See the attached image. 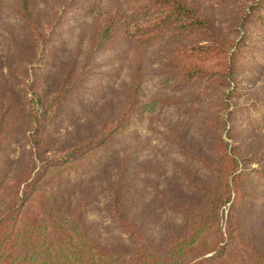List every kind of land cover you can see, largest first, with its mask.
Returning a JSON list of instances; mask_svg holds the SVG:
<instances>
[{"label": "trees", "instance_id": "16d2710c", "mask_svg": "<svg viewBox=\"0 0 264 264\" xmlns=\"http://www.w3.org/2000/svg\"><path fill=\"white\" fill-rule=\"evenodd\" d=\"M205 2L15 0L10 5L9 16L22 21L35 49L21 58V69L31 75L26 84L14 92L0 88V156L15 143L24 148L21 177L9 189L6 171H0V264H264L263 225L251 213L254 202L264 201V134L255 133L264 129V99L246 107L233 99L245 68L255 65L252 71L263 72L264 46L246 27L255 24L264 32V0H217L214 11L224 12L222 21L207 14ZM69 16L87 19L89 27L49 83L43 65L55 56L61 33L74 28ZM150 51L159 59L164 83L173 92L183 90L184 99L146 96L144 85L154 74ZM117 80L115 95L120 91L122 97L99 134L52 153L58 119L86 108L87 99L108 101ZM163 108L176 120L161 118L163 129L155 132L162 146L196 170L193 177L182 172V193L155 190L154 182L152 203L179 223L155 241L138 214L132 176L143 173L135 165L141 154L137 123L146 117L153 123L144 115L157 111L158 116ZM181 124L200 132L201 147L189 146ZM115 150L125 153L107 186L105 210L123 240L106 245L85 222V211L72 206L73 194L62 179L91 171Z\"/></svg>", "mask_w": 264, "mask_h": 264}, {"label": "rangeland", "instance_id": "374dc122", "mask_svg": "<svg viewBox=\"0 0 264 264\" xmlns=\"http://www.w3.org/2000/svg\"><path fill=\"white\" fill-rule=\"evenodd\" d=\"M15 0H0V88L4 91H16L20 86L26 84L30 79V74H26L22 69V56L23 53H32L34 47L29 32L24 27L22 21L14 20L9 16L8 8ZM206 11L212 19L222 21L223 11H214L217 0H205ZM43 11V5L39 7ZM68 22H73V29H66L59 36L60 39L56 40L55 51L56 54L52 59H47L44 66V72L47 81L50 83L57 78L61 65L67 60L69 52L77 46L78 37L88 29L89 25L87 19L80 17L73 18L69 16ZM255 24H250L246 30L258 37L260 44L264 46V32H261ZM229 37L234 36V32L229 34ZM254 35V34H253ZM63 44L61 40H63ZM66 41V42H65ZM79 43V42H78ZM79 46V44H78ZM155 51H150L148 56V68L154 72L153 76L148 79L144 85L145 94L147 97L155 95L158 99L171 97V99H184V91L179 90L173 92L175 89L171 85L164 83L162 77L163 70L160 68L159 59L155 60L153 55ZM241 63V62H240ZM252 67L255 65H251ZM251 66L245 68L239 78L242 80L239 87V95L234 97L237 106L246 107L253 99H264V65L260 67V72L251 70ZM121 75V74H120ZM255 77V83L251 78ZM125 80V74L122 77V83ZM120 82L117 80L113 87L107 92L102 102L99 99L85 100L86 108L74 109L69 116L59 118L55 130L52 129V153L58 154L66 149L75 141L83 140L88 137L96 136L99 134L101 127L104 123L109 121L111 113L114 112L118 99L122 96L115 90H119ZM121 89V88H120ZM116 100V103L114 104ZM114 104V105H113ZM157 111L151 115H144L153 117V123H149V118L140 120L137 123V130L139 139L135 144L141 148L140 159L136 169L142 167V174L132 176L135 184L136 195L140 196V207L138 214L144 217L154 233V240L157 241L164 234L165 230L178 225L177 221L172 222L168 219L167 215L152 203L151 197L155 195L153 185L156 181L155 190L162 191L163 193L175 195L182 193L179 180L182 177L183 171H189L190 176L195 174V167L183 164V160L176 153L169 152L163 147V143L159 138V134L155 132L160 127L161 118L164 123L176 120L172 110L163 108L157 116ZM240 113L236 114L235 120L238 121ZM152 127V130L150 129ZM180 132L185 135L190 147L202 146L200 139V132L193 134L184 125L179 126ZM165 131V130H164ZM257 135L264 134V129H257ZM126 136L125 139H128ZM133 147L132 143H127ZM115 147H119V142ZM130 150L126 149V152ZM125 151L109 153L101 157V159L94 165L91 171H86L83 175L73 174L63 177L64 187L73 194L72 206L81 208L85 211V222L93 224L92 226L98 231L99 236L97 240L106 245H113L121 240L123 236L116 231L112 225L110 217L106 213V189L108 184L112 181L115 172L119 166L120 157L124 155ZM166 156V158H165ZM178 161L180 163H177ZM157 163V164H156ZM24 166V148L20 147L18 143L12 145L6 153L0 156V171L4 169L5 181L7 189L11 187L18 179H20ZM256 164L252 165V168ZM155 170L157 173L153 172ZM0 176L2 174L0 173ZM264 183V182H263ZM262 185V184H261ZM186 191V189H184ZM79 192V194H78ZM86 193V194H85ZM85 206V207H84ZM138 209V208H137ZM252 215L259 219V225L262 226V239L264 241V201L254 202V207L251 211ZM254 220V219H253ZM255 221V220H254ZM174 227V226H173Z\"/></svg>", "mask_w": 264, "mask_h": 264}]
</instances>
